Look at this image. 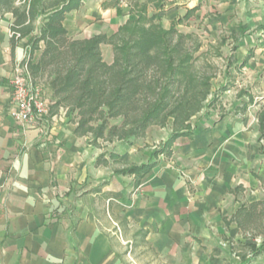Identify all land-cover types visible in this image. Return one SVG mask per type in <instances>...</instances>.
I'll use <instances>...</instances> for the list:
<instances>
[{"label":"crops","instance_id":"obj_1","mask_svg":"<svg viewBox=\"0 0 264 264\" xmlns=\"http://www.w3.org/2000/svg\"><path fill=\"white\" fill-rule=\"evenodd\" d=\"M91 1L83 0L79 11L67 15L65 27L74 39L110 37L106 30L114 17L93 10ZM199 3L191 9H204L203 0ZM230 5L229 18L237 24L230 32L233 51L243 54L238 68L264 67V57H255L264 54V40L257 50L247 49L257 33L249 21H264V0H232ZM13 22L11 13L0 21V264H127L119 236L111 234L112 216L127 219L131 234L146 232L147 245L141 248L164 264H211L215 249L234 261L230 240L260 244L245 240L231 221L244 204L264 197L257 178H264V139L255 108L245 103L251 100L247 92L227 88L223 113L220 107L204 108L192 119V136L177 139L170 157H155L153 151L169 140L172 129L153 126L131 146L114 143L125 161L155 163L139 181L118 173L111 161L97 165L107 150L77 135L74 118L65 110L34 127L10 116L11 81L27 57L29 40H12ZM107 62H113V53ZM131 239L121 236V244Z\"/></svg>","mask_w":264,"mask_h":264},{"label":"trees","instance_id":"obj_2","mask_svg":"<svg viewBox=\"0 0 264 264\" xmlns=\"http://www.w3.org/2000/svg\"><path fill=\"white\" fill-rule=\"evenodd\" d=\"M83 5V0H0V21L11 13L12 40L16 35L29 38L24 62L32 81L51 95L50 116L65 110L74 118L77 135L88 136L92 145L107 150L97 165L118 162L120 156L114 150L108 152L114 143L131 146L144 139L149 128H166L172 120L169 140L153 153L155 157H170L177 139L192 136V119L213 95L212 77L194 69L195 54L201 46L194 36L180 33L176 26L165 30L143 20L126 24L111 37L101 34L74 39L65 20ZM104 45L112 47L111 64L104 59ZM37 51L41 54L34 60ZM258 123L264 139V106ZM154 166L136 165L117 172L135 175L140 181ZM257 178L264 189V178ZM112 221L116 223L111 231L115 235L132 233L127 219L112 216ZM231 221L245 240L260 241L258 245L229 242L237 264H253L264 253V197L244 204ZM146 238V232H135L128 245L139 249L147 245ZM221 254L215 249L211 264H232Z\"/></svg>","mask_w":264,"mask_h":264},{"label":"rangeland","instance_id":"obj_3","mask_svg":"<svg viewBox=\"0 0 264 264\" xmlns=\"http://www.w3.org/2000/svg\"><path fill=\"white\" fill-rule=\"evenodd\" d=\"M18 1L24 2V0ZM239 1L245 2V0ZM199 2L201 0H92L90 7L93 10L107 11V16L114 17L111 25L106 30L110 37L118 33L126 24L134 23L137 20H143L147 25L161 26L165 30L176 26L180 33L194 36L196 44L201 46L195 54L194 69L200 74L212 77L213 95L209 97V103L206 104L205 109L217 110L220 107L219 113H223L222 111L225 110L222 106L223 96L230 94L229 91L228 94L227 92L223 94L225 92L223 88H228L231 89V93L247 92V98L250 97L251 100L245 101V103L255 108V116L258 119L264 106V67H247L244 70L238 68V61L242 59L243 54H237L233 51L236 42L230 32L235 27L236 20L230 19L228 15L232 0H203L204 9L200 8L197 11L191 9L197 6L196 4L201 6L202 3ZM241 19L245 20V18ZM121 21L122 25L116 28ZM251 23L254 28H257V33L255 32L256 34L250 36L247 49L253 47L257 50V47L264 40V30L261 29L264 28V21H259V23L249 21V24ZM111 26H113L112 29ZM100 28L103 29V26ZM102 52L105 61H109L113 53L112 47L104 45L102 46ZM256 56L260 58L264 57V54L255 53ZM46 94L48 97L49 92L47 91ZM43 97L46 98V96ZM213 97L216 98L215 101H213ZM210 102H213L214 106L210 105ZM169 124L165 128L167 132L171 129L173 131V126ZM163 144L156 145L157 147L153 152L160 150ZM115 148L114 145L110 146L108 152L114 150V153L118 154L119 151ZM118 155L120 156V154ZM110 161L117 171L138 165L136 162L121 159V156L118 162ZM109 227L113 229L114 225L112 224ZM111 234L115 236V233L111 232ZM118 236L116 242L121 252H125L127 264H164L161 261L154 260L146 249H135L127 242L121 244V235L118 234ZM131 236L132 234L129 235V238ZM229 262L237 264L239 260L235 259L233 261L231 259ZM258 262V264H264V257Z\"/></svg>","mask_w":264,"mask_h":264},{"label":"built area","instance_id":"obj_4","mask_svg":"<svg viewBox=\"0 0 264 264\" xmlns=\"http://www.w3.org/2000/svg\"><path fill=\"white\" fill-rule=\"evenodd\" d=\"M15 37L20 38L19 35ZM11 87L13 108L10 116L16 122L34 127L50 116V100L43 97L44 88L32 81L24 61L15 67Z\"/></svg>","mask_w":264,"mask_h":264}]
</instances>
